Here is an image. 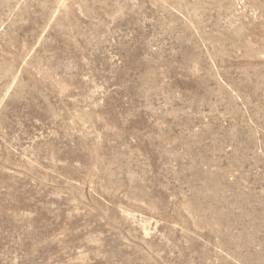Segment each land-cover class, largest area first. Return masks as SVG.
Instances as JSON below:
<instances>
[{"label":"rangeland","instance_id":"obj_1","mask_svg":"<svg viewBox=\"0 0 264 264\" xmlns=\"http://www.w3.org/2000/svg\"><path fill=\"white\" fill-rule=\"evenodd\" d=\"M0 264H264V0H0Z\"/></svg>","mask_w":264,"mask_h":264}]
</instances>
